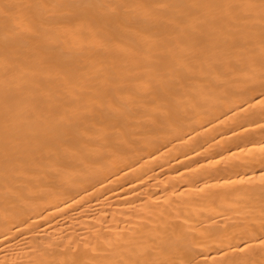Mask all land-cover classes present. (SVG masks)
<instances>
[{
	"label": "bare ground",
	"instance_id": "6f19581e",
	"mask_svg": "<svg viewBox=\"0 0 264 264\" xmlns=\"http://www.w3.org/2000/svg\"><path fill=\"white\" fill-rule=\"evenodd\" d=\"M260 5L0 0V260L264 264Z\"/></svg>",
	"mask_w": 264,
	"mask_h": 264
},
{
	"label": "snow or ice",
	"instance_id": "6c2138e0",
	"mask_svg": "<svg viewBox=\"0 0 264 264\" xmlns=\"http://www.w3.org/2000/svg\"><path fill=\"white\" fill-rule=\"evenodd\" d=\"M17 6L15 5H5V11L3 13L4 17L7 20L11 21L10 27L8 28V31L5 35V42L6 44H12L14 43L18 37L21 36V34H27L32 37H38L40 36V26L32 21H20L17 19V14L15 12ZM137 7L143 8L146 13L150 14L154 7H168L167 4H160V5H147V4H139ZM195 7H209L208 5H195ZM212 7H217L220 9H231L233 5L231 4H222V5H215ZM248 8H255L256 5H246ZM260 10H261V22L264 24V0H261V5H260ZM261 44L264 46V32H262V38H261ZM262 89H264V81H262ZM261 96V107L264 109V90L261 91L260 93ZM262 151H264V146H261ZM260 178L262 181H264V170L261 171L260 173ZM13 195H16L19 197V194L13 193ZM261 245H264V239H261L259 241ZM163 244V242H161ZM247 247V245H245ZM161 251L162 252H167L169 253V257L166 259H156L152 261H145L144 264H191L190 261H184L180 260L178 258H175L177 255V250H172L170 248L162 247L161 246ZM243 251V249H241ZM0 264H5V261L0 260ZM113 264H125L123 260H118L113 262ZM128 264H140L139 261L135 262H128Z\"/></svg>",
	"mask_w": 264,
	"mask_h": 264
}]
</instances>
